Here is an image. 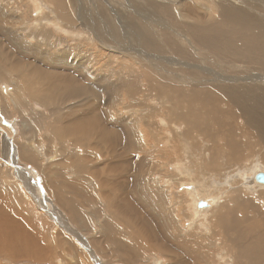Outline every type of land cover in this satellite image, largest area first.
Returning a JSON list of instances; mask_svg holds the SVG:
<instances>
[{
  "label": "bare ground",
  "instance_id": "bare-ground-1",
  "mask_svg": "<svg viewBox=\"0 0 264 264\" xmlns=\"http://www.w3.org/2000/svg\"><path fill=\"white\" fill-rule=\"evenodd\" d=\"M73 1L72 4H74ZM40 2L44 6L40 12V6L36 7L38 15L39 13L40 15L43 14L39 16L38 22L47 14L44 13V8L46 9V7L53 5L58 16L54 18L50 15L54 18L51 27L59 21V25L62 26L64 24V28L69 34L72 32H68V30L72 31V29L76 32L78 30L82 32L77 33L78 41L82 40V42H78L79 46H75L81 47L77 58H80L83 54V43L87 40V36L88 38L92 37L88 32H84L89 30V28H95L101 38L124 48L119 56L116 55V60L113 59L114 57L101 58V60L107 62L105 65L108 72L107 74L105 73V78L109 82L106 81L105 84L110 83L108 88H110L111 92L113 91L112 95H110L113 100L108 97L113 101V106L111 105V107L119 108V116L114 111L115 113L111 115L117 116V118H109L114 119L112 124L107 122L108 124L105 125L99 120L100 108L99 103L96 102L97 99H95L90 104L92 114L86 112L87 107L85 105L81 108L74 107L67 111L68 114L61 119L63 122L59 125L49 124L45 126L48 127L47 129L50 128V132L54 137L53 140L59 139L60 143L62 141L63 149L69 147L67 140L71 139L70 143L74 144V147L79 150V153H76V150L70 153L74 160L71 161V155L69 157L66 155V157L70 158L67 160L71 161V163L75 160L79 162L84 155H89V152L84 150L86 148L84 140L88 139L89 141L94 138L97 139V143L100 142L109 146L112 154L116 152L119 146L125 145L127 148L123 157L126 161L125 165L121 167L116 162L111 161L110 167L112 170L120 168L129 170L133 166L131 162L133 157L145 153L146 149L150 151L147 145L138 148L140 142H145L144 139L147 132L144 131H150L151 136L157 138V133H160L159 123L162 122L165 127H168L167 129L170 132V135L168 134V139L170 140L166 142L170 146H174V144L185 145L180 147L178 151L171 146L174 154L182 158V163L179 167L181 169L186 168L189 173V167L192 166L193 169H196L197 159L200 158L201 161L200 169L196 172L197 177L191 178L188 174L187 176H182L181 179H177L180 176L175 175L171 177L169 183L172 184L175 181L184 183L186 179V186L190 183L191 188L193 187L194 189H192V192L199 190L208 191L206 194L204 193L205 195L200 194V191L197 193L199 196L203 195L205 198H209L210 201L208 202L210 204L211 201L220 202L219 205L212 207L209 210V214L206 215L205 227L209 229L210 235H207L201 242L194 240L183 242L179 237L182 230H179L180 234H178V230L173 229V227H179L182 224L179 223L178 225L164 211L161 212L162 216H159V220L162 222H159V239L157 238L156 242L161 240L162 242H171L177 245V252L173 253L174 256L170 255L172 260L168 258L167 264L176 262L178 264L179 262L180 264H264V212L260 209L258 210V207L256 208L253 204L251 194L254 202L262 205L255 197L254 188L249 186L252 184L259 189H264V184L259 183V185L255 180L258 173L264 172H256L249 181V173L254 172L253 167L252 171L242 175L245 180H243V177L233 179V170L247 163L251 158L252 152L258 156L264 155V0H145V7L128 1V10H125V12L128 11L129 15L127 18L122 17L125 14L122 7L123 11L121 9V11L116 10L115 6H111L108 1L106 6H104V2L102 3L103 8H101L100 12L102 22L96 25L93 23L94 19L92 20L91 18L81 19L79 17L80 19L73 21L74 18L68 13L64 0H46L45 3L40 0ZM59 17L68 22L62 23ZM87 20L90 21V24H88ZM41 30L42 32L35 33L37 43L34 46L36 52L33 55L38 57L39 61L43 60L45 65H49L50 62H47L48 53L40 50L41 47L48 49L47 41L49 36L46 34L48 29L42 28ZM73 43L72 41L65 47H74L72 46ZM28 47L30 48L31 46ZM51 47V50L56 51L55 45ZM88 48H85V53H92L89 50L90 48ZM43 54L45 57L42 56ZM49 56L50 60L59 62L64 61L66 58L62 54L56 56L54 53ZM124 60L131 61L133 68L130 69V74L133 78L131 75H125L128 69H126L127 65ZM81 61L78 66L81 69H85L88 60L83 58ZM94 62L96 63L95 69L97 66L96 59H94ZM50 67L57 68L51 64ZM41 69L24 67L23 70H18V65L8 66L0 56V79L2 81L8 80V73L16 74L18 72L30 94L40 97V103L44 105H54L58 100H64L67 103L70 101V97L72 99L75 96L80 98L86 92H89L87 89L81 90L80 86L82 87V85L76 82L79 79L76 74L63 73L70 72V70L61 67V64L59 72L56 73L58 76L46 73ZM110 72L111 74L113 72V76L109 74ZM134 72L140 75V81L134 78ZM96 73L94 74L97 76ZM99 73L102 77L104 76L100 71ZM100 75L98 76L101 77ZM83 77L87 79L84 74ZM105 78L104 81L106 80ZM90 92L86 95L87 98L93 95ZM114 100H116L115 104ZM112 101H110L111 104ZM126 102H130V106L136 109V113L131 114L129 117L124 116L120 110L125 105L128 106ZM14 103L19 112V108L24 106L23 97L17 95ZM11 109L14 110L15 107ZM51 110H54V107ZM107 111L109 113V108ZM81 113L83 119L77 117ZM158 117L161 120H158ZM36 118H38V125L46 120V116L42 119L34 116L33 120L35 121ZM152 118H154V121L151 120ZM33 125H35L34 122ZM140 126H143L144 130L142 131L144 133L140 132ZM169 127L172 128L170 129ZM31 131L33 135V129ZM35 135L37 134L35 133ZM22 136L30 138V135L25 131H23ZM132 140H137V148L130 143ZM166 142L163 140L164 144ZM52 144L50 143L51 149L54 148ZM23 146H17L18 151L22 153L23 160L35 166L34 158L39 154L40 150L35 151V149L30 148L32 146L26 144H23ZM99 147V143L95 145L96 149ZM45 152L51 154L47 150ZM63 152L65 153L64 150H62ZM53 153L52 155H54ZM174 154L167 153L166 159L175 162L176 157ZM126 156L130 158L128 159ZM220 157L222 158L219 160ZM67 160L64 161L65 164L62 162L63 164L60 163V165H67ZM261 160L263 163L260 164L264 168V156ZM144 162L138 160V168L144 169V165H147L146 161ZM68 163L69 165L71 164L70 162ZM71 165L73 166V164ZM221 166L224 169L216 171ZM86 173L95 180L96 178L97 180L99 179L98 182L94 181L93 183L96 182L98 184L101 181L99 171L87 170ZM55 175L58 177L57 179L50 177L45 179L46 191L51 193L56 203H60V206L62 205L63 209L68 211L71 216L77 217V209L79 210L78 196L83 194L85 188L81 186L82 189L79 183L74 184V181L72 182L69 178V180L62 178L66 176L71 178V173L65 174L66 176L63 173L62 177L59 172L55 173ZM204 175L206 176L205 178ZM229 177H232L230 188L228 190L220 188V186L228 183ZM241 181H245V187L240 186L242 184ZM205 182L211 183L209 190L208 186L204 185ZM234 185L238 187L236 186L235 188L233 187ZM14 190V188H5L4 191L9 199L11 195L18 196L20 194ZM246 193H250V195ZM179 198L183 201L189 200L183 196H179ZM80 199H82L81 196ZM208 202H200L199 206L207 209L209 206ZM202 204L204 206H201ZM112 205L106 204L112 216L117 219L119 217L118 212L114 210ZM26 208V210L33 209L31 205ZM186 209L187 207L182 209V211ZM164 215H166L165 220L171 222V224H166V228ZM121 216L123 217V215ZM120 219L122 220V218ZM73 220L76 221V219ZM113 223L117 222L112 221L109 225ZM131 224L133 225V223ZM135 224L137 223L135 222ZM108 226L105 227L108 231L105 236L113 243L108 242L110 243L109 245L113 246V255L123 261V264L136 263L138 254L130 251L124 244L116 242L113 232H111L113 229ZM112 226L115 227L114 225ZM169 229L171 230L170 236H167ZM6 230L9 236L6 237L5 241L9 245L7 244L6 247L0 248V256L3 259L7 254L20 260L24 257L27 258L28 255L36 256L37 245L35 241L39 234L31 232L32 234L30 235V233L24 232L22 226L15 221L8 224ZM134 234L133 232L132 235ZM147 235L148 233L146 235H137L141 238V242L144 243L142 245L143 249L154 251L157 247L156 253L164 257L165 247L163 250L161 246H156L157 243L153 244L152 239L147 237ZM1 237L0 245L4 246L5 241ZM46 237L48 236L46 235ZM167 237L171 240L169 241ZM148 242L149 245H147ZM131 247H134V244ZM201 252L203 253L202 255L200 254ZM218 253L221 258L225 257V260L221 261L217 258ZM187 256H190L193 260H190L191 258L187 259ZM36 259V257L32 258V260Z\"/></svg>",
  "mask_w": 264,
  "mask_h": 264
},
{
  "label": "rangeland",
  "instance_id": "rangeland-1",
  "mask_svg": "<svg viewBox=\"0 0 264 264\" xmlns=\"http://www.w3.org/2000/svg\"><path fill=\"white\" fill-rule=\"evenodd\" d=\"M41 1L44 3L46 2V0ZM72 1L73 0H64V3L70 16L74 18L73 21H76L79 17H81V19L91 18L92 20L94 19L93 23L95 25L102 22L100 12L101 8H103V2L105 3L104 6H106V2L108 3L109 1L110 5L115 6L116 10L121 9L123 11L124 9L123 12L125 14L122 12L124 14L122 17L126 18L129 16L128 11L125 12L126 9L128 10V1L132 2L133 4L138 3L142 5V7H145V0H138L139 2H136V0H74V4H72ZM40 3V0H0L1 58L8 66L18 65V70H23L24 67L29 69L42 68L46 73L55 75H57L56 73L59 72L61 64V67L68 68L70 70V72L63 73L76 74V77L79 79L74 81L82 85V87L80 86L81 90L87 89L89 92L91 91L90 94L93 95H91V97L88 96L87 98L86 95H88L89 92H86L85 95L81 96L80 98L75 96L76 99L75 97L72 99V97H70V101L67 103H65L64 100H58V102L54 105H44L40 103V97H35L30 94L29 89L27 88L25 82L19 77L18 72L16 74L8 73V80L2 81L0 79V81H2L0 82V236H2V240L5 241L6 237L9 236L6 226L13 221L20 224L24 232L30 233V235L32 233L39 234L37 235V240L35 241L37 245L36 256L28 255L27 258L24 257L20 260L7 254L4 259L0 256V264H123V261H120L119 258L113 255V246L109 245L110 243H113L109 238L107 239V236H105L108 232L105 227H107L112 221L117 223H113L108 227H112L111 229L113 230H111V232H113L115 241L124 244L130 251L136 252L138 254L137 262L134 264H167V259L169 258L172 260L171 256L174 252H177V245L171 242H162L161 240L156 242L157 238L159 239V222H162L159 220V216H162L161 212L164 211L165 214L177 222L178 225L179 223L182 224L179 227H173V229H177L178 234H180L179 230H182L179 237L183 242H189V240L190 242L193 240L196 242H201L207 235H210L209 229H206L205 227V223L207 221L206 215L209 214V210H211L212 207L220 204V202L216 203V201H211L210 204V202H208L210 201L209 198L207 199L203 195L199 196L197 192L200 190L192 192L193 187L191 188L190 183L186 186V179L184 180V183L177 181L172 184L169 183L171 177L175 175L180 176L177 177V179H181L182 176H187L188 174L191 176V178L197 177L196 172L199 171L201 165L200 158L197 159L196 169H193L192 166L189 167V173L186 168L181 169L179 166L182 163V158L174 154L173 148L174 150L178 151L180 150V147L185 145L182 146L181 144H174V146L171 145L173 147L171 148L170 144L166 142L170 140L168 139V134L170 133L167 129L168 127H165V125L160 122V133H157V138H153L150 134V131H144L147 132L144 139L145 142H140L138 148H142L144 145H147L149 146L150 151L146 149L145 153L133 157L131 161L133 166H131L129 170H126L125 168L112 170L110 167L111 161L116 162L121 167L125 165L126 161L123 159L127 149L125 145L119 146L116 152L112 154L109 146L103 145L100 142H98L100 147L96 149L95 145H98V143L97 139L94 138L89 141L88 139L84 140L86 144V148L84 150L89 152V155H84L82 160L79 162L75 160L73 163H71V161L74 159L70 153L74 152V150H76V153H79V150L74 147V144L70 143L71 139L67 140L69 142V147L63 149L62 141L61 143L59 142V139H54L56 140L54 141V137L50 132V128L47 129L48 127L45 126L49 124L59 125L63 122L61 119L68 114L67 111L74 107L81 108L83 105H85L87 107L86 112L92 114L90 104L93 103L95 99H97L96 102L99 103L100 108L99 120H101V122H103L105 125L108 123L112 124L114 119L109 118H117V116H119V108H115L114 106L116 109L115 110L113 107H111V105L113 106V97L110 95H112L113 91L111 92L110 88H108L110 87V83L105 84L106 81L109 82L105 78V73L107 74L108 72L105 65L107 62L101 60V58L107 59L114 57L113 59L116 60V57L122 53L124 48L117 46L115 43L110 42L107 39L101 38L95 28H89V30H85L84 32H88L93 38H88L87 36V40H85L83 43V54L80 58H77V56H79L81 47L75 46H79L78 42H82L81 39L78 41L77 33L82 32L79 30L76 32L72 29V31L68 30V32H72L69 34L64 28L65 25L63 24L60 26L59 21L57 20V23L51 27V23L54 21V18L58 16L56 8L53 5L46 7V9L44 8V13L47 14L38 22L37 20L39 16H42L43 14L40 15L39 13L38 15V9H36V7L40 6V12L44 6ZM50 15H52L54 18H52ZM59 19L62 23L65 22L64 19L60 17ZM87 21L89 22L88 24H90V21ZM42 28L48 29L46 34L49 36V39L47 41L48 49L41 47L40 50L48 53L47 62L49 61L51 65L57 68H51L50 64L45 65L43 60L39 61L38 57L33 55L34 52H36L34 46L37 43L35 33L42 32ZM72 41L74 42L72 44L74 47L66 48L65 46L69 45ZM26 45L31 47L29 48ZM52 45L56 46V51L51 50ZM88 45L90 49L88 48ZM85 48H88L92 53L89 52L90 54H86ZM52 53H54L56 56L62 54V56H65L66 58L64 61L60 62L50 60L51 58L49 55L52 56ZM42 56L45 57L44 54ZM83 58L88 60L85 69H81L78 66L81 64V59ZM94 59L97 61L96 68L99 69L101 66L99 70L96 68L94 69L96 65ZM124 61L127 65L126 69H128V72L125 75H131L130 69L133 68L132 63L128 60ZM114 69L116 68L114 67ZM99 71L101 73L105 71L102 73L104 75L103 77L100 75V73L98 74ZM82 72L87 77V79L83 77ZM95 72H97V76L94 74ZM109 74L113 76V72L112 74L111 72ZM134 74V78L140 81V75L136 74V72H134ZM131 77L133 78L132 75ZM104 78L106 79L105 81ZM100 79L101 81L99 82ZM106 85H108L107 88ZM94 88H97L96 91ZM104 88L106 89L104 90ZM104 91L105 93L108 92L109 95L108 93L105 94ZM17 95H21L24 102V109L23 107L19 108V112L17 111L18 109L14 103L16 101ZM108 97L112 100H110ZM110 101H112V104ZM115 103L116 100H114V104ZM126 104L128 106L125 105V107L120 109L124 116L129 117L131 114L136 113V109L130 106V102H126ZM9 106L11 108L15 107V109L13 110ZM53 107L54 110H51ZM108 108L110 114L107 111ZM110 110H112L111 112L113 113H111ZM114 111H116L117 116L111 115L115 113ZM34 116H37L40 119L46 116V120L45 122H41L38 125V118H36L34 121ZM77 117L79 119H83L82 113ZM155 119L157 120V118ZM151 120L154 121V118ZM158 120H161V118L158 117ZM33 122L35 125H33ZM142 127H139L140 132L144 130ZM30 128L31 130L33 129L34 134L36 133L37 135H32ZM169 128L171 129L172 127ZM23 131L27 132V134L30 135V138H25L26 136L23 137ZM144 132L142 131L141 133ZM51 140L54 142V144L50 142ZM163 140L166 142V144L163 143ZM50 143L54 148H50ZM130 143H132L133 147L137 148V140H132ZM23 144L32 146L30 148L33 150L35 149V151L40 150L39 154L34 158V162L36 164L35 166L26 163L22 158V153L18 151L17 146H23ZM48 145L49 147H47ZM53 149L54 151H52ZM46 150L51 154L46 153ZM62 150H64L66 154L64 152L62 153ZM52 152H54V155H52ZM167 153L174 154L176 161L171 162L166 159ZM66 155L68 157L71 155V161L67 160L70 158L66 157ZM263 156L264 155L258 156L252 152L251 158L247 163H244L233 170V175L235 177L230 172V174L233 176V179H240L243 177L242 175L252 171L253 167L254 172L249 173L250 177L248 180L251 179V176H254L256 172H264V168L262 164H260L263 163L261 160ZM126 158L129 159L130 157L126 156ZM221 158L222 157H220L219 160ZM61 159L63 160L61 161ZM65 160L73 164V166L71 164L69 165L67 161V165H62V162ZM138 160L142 161L143 163L146 161L147 165H144V169L138 168ZM60 163L62 164L60 165ZM223 169L224 167L221 166L216 171H222ZM87 170H97L100 172V185L99 183H96L99 181V179L97 180L96 178L95 180L91 175L89 176V174L86 173ZM166 170H168V172H166ZM57 172L60 173L61 177L63 176V173L64 175L71 173V178L67 177L66 175V177L62 178H67V180L70 179L72 182L74 181V184L79 183V186L84 187L87 191L86 192L83 190V194L80 195L82 199H80V196H78L79 210L77 209V217L71 216L68 211L63 209L62 205L60 206V203H56V200L52 194L46 191L45 179L47 177L57 179L58 177L55 175ZM205 177L206 176L204 175V178ZM231 180L232 177H229L228 183L226 185L220 186V188H225V190H228L231 185ZM243 180H245L244 177ZM94 181L96 182L93 183ZM82 183L84 184L81 185ZM205 183L204 185L208 186L209 190L211 183ZM244 185H246L245 181L242 182L240 186L245 187ZM215 186L218 187L219 185ZM236 186L237 185H234L233 187L236 188ZM249 186L254 188L255 197L263 206L255 203L253 200V195L251 194L253 204L256 208L258 207V210L260 209L264 212V189H259L252 184ZM5 188H14V191H17L20 194H18V196L11 195L9 199L4 191ZM206 192L200 191L199 193L206 194ZM246 194L250 195V193ZM179 196H183L189 200H180ZM201 197H203L205 200L203 198L201 199ZM217 197H219V195H217ZM206 201L209 203L208 208L210 209L207 208L208 210L205 209L206 207L199 206L200 202ZM106 204H113L112 207L118 212V216L122 218V220L118 216L117 219L114 218ZM29 205H31L33 209L26 210V207ZM186 207L187 209L182 211V209ZM201 209H205L206 211ZM121 215H123V217ZM166 215H164V220L166 219ZM73 219H76V221ZM135 222L137 224H135ZM131 223H133V225ZM164 224L166 228V224H171V222L165 220ZM133 232L135 233L134 235H132ZM170 232L171 230L169 229L167 236H170ZM145 233H148L147 237L152 239L153 244L157 243L156 246H161L163 250L165 247L164 257H161L156 253L157 247L154 251H147L146 248L143 249L142 245H144V243L141 242V238H139L137 235H146ZM46 235L48 237H46ZM167 239L169 241L171 240L168 237ZM7 244L9 245V243L5 241L4 246L0 245V248L6 247ZM133 244L134 247H131ZM147 245H149V242ZM200 254L202 255L203 253L201 252ZM33 257H36L37 259L32 260ZM190 258V256H187V259ZM217 258H219L221 261L225 260V257L221 258L219 253ZM190 260H193V258Z\"/></svg>",
  "mask_w": 264,
  "mask_h": 264
},
{
  "label": "water",
  "instance_id": "water-1",
  "mask_svg": "<svg viewBox=\"0 0 264 264\" xmlns=\"http://www.w3.org/2000/svg\"><path fill=\"white\" fill-rule=\"evenodd\" d=\"M264 173H258L255 177L256 182L264 184ZM201 206H204L203 204Z\"/></svg>",
  "mask_w": 264,
  "mask_h": 264
},
{
  "label": "snow or ice",
  "instance_id": "snow-or-ice-1",
  "mask_svg": "<svg viewBox=\"0 0 264 264\" xmlns=\"http://www.w3.org/2000/svg\"><path fill=\"white\" fill-rule=\"evenodd\" d=\"M262 179H264V178H262Z\"/></svg>",
  "mask_w": 264,
  "mask_h": 264
}]
</instances>
